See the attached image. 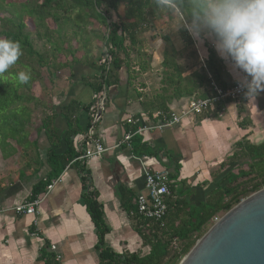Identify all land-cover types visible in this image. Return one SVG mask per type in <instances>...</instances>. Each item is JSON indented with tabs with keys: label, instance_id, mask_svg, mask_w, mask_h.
I'll use <instances>...</instances> for the list:
<instances>
[{
	"label": "crops",
	"instance_id": "1",
	"mask_svg": "<svg viewBox=\"0 0 264 264\" xmlns=\"http://www.w3.org/2000/svg\"><path fill=\"white\" fill-rule=\"evenodd\" d=\"M200 45L197 41L198 57L205 64L208 48ZM223 60L225 74L218 78L220 85L246 79L230 60ZM160 63L155 59L153 69L138 78H130L124 67L120 82L106 88L104 105L90 110L96 95L91 85L95 69L76 63L71 72L59 71L48 78L45 107L32 124L31 145L26 150L17 146L18 152L9 158L0 150V264H54L48 258L52 243L58 247L62 264H97L99 237L86 204L92 194L101 203L109 227L106 245L118 253L147 254L150 246L143 243L130 210L136 207L138 194L145 192L146 170H170L173 196L190 192L191 202L199 205L221 185L225 172L236 166L221 167L238 142L264 143V91L254 99L243 96L226 102L221 117L216 113L189 115L164 129L156 128V111L144 109L140 94L153 95L161 86ZM192 96L172 99L169 109L181 110ZM71 102L80 109L68 108ZM46 112L54 115L53 137L41 124ZM131 117L143 130L129 146L121 141L131 127L127 120ZM90 127L109 149L83 163L69 161L56 174L55 155L68 159L69 151L81 154L94 147L87 134ZM138 136L156 154L135 153L133 143ZM38 184L43 190L35 199L46 196L37 212H17L16 206L32 201Z\"/></svg>",
	"mask_w": 264,
	"mask_h": 264
},
{
	"label": "trees",
	"instance_id": "2",
	"mask_svg": "<svg viewBox=\"0 0 264 264\" xmlns=\"http://www.w3.org/2000/svg\"><path fill=\"white\" fill-rule=\"evenodd\" d=\"M171 21L168 13L157 8L153 0H25L20 6L0 0V38L18 41L23 50L16 65L0 75V150L3 157L15 155L17 146L26 150L31 145L32 124L37 112L45 107L43 95L48 94V91L42 93L45 79L53 78L58 71L71 72L76 63L87 64L96 70L91 82L96 92L95 101L89 110L97 107L106 88L120 82L124 67L130 78H138L153 69L156 55L161 59V86L150 96L139 93L144 109L169 110L168 104L174 98L208 96L211 77L218 81L225 74L224 60L210 39H206L208 56L204 58L205 64L192 71L177 59L183 50L174 46L169 34L162 36L166 44L160 49L155 50L145 43L144 33L156 23L164 25ZM29 27L35 28V36L41 45L35 43L32 32L27 30ZM182 33L184 40L196 47L197 41L191 34L184 28ZM20 71L30 73L27 83L19 82L17 74ZM37 86L42 91H37ZM67 107L75 111L80 109L75 102ZM41 122L53 137L54 115L46 112ZM236 148L221 167L236 166L225 172L221 185L205 202L193 204L190 192H177L175 197L167 200L168 210L163 222L140 216L136 207L130 208L136 216L137 231L143 243L150 246V251L144 255L128 250L118 253L106 245L109 227L101 203L93 194L87 197V209L99 237L97 264H179L217 213L230 210L264 187V143L254 145L245 140L238 142ZM133 149L138 155L156 154L139 136L134 139ZM70 153H67L68 159L66 155H55L56 174L79 155ZM42 190L38 184L32 200ZM121 196L126 208L125 197ZM174 241L176 246H173Z\"/></svg>",
	"mask_w": 264,
	"mask_h": 264
},
{
	"label": "clouds",
	"instance_id": "3",
	"mask_svg": "<svg viewBox=\"0 0 264 264\" xmlns=\"http://www.w3.org/2000/svg\"><path fill=\"white\" fill-rule=\"evenodd\" d=\"M172 18L173 30L186 29L202 43L210 39L221 58L230 60L246 79L241 83L254 99L264 91V0H153ZM23 55L18 41L0 38V75ZM17 78L27 83L30 73Z\"/></svg>",
	"mask_w": 264,
	"mask_h": 264
},
{
	"label": "built area",
	"instance_id": "4",
	"mask_svg": "<svg viewBox=\"0 0 264 264\" xmlns=\"http://www.w3.org/2000/svg\"><path fill=\"white\" fill-rule=\"evenodd\" d=\"M211 76V75H210ZM243 80H238L231 85L222 86L215 78L211 77V91L208 96L197 97L192 96L186 106L181 110H158L155 112V116L159 118V122L156 124V128L164 129L165 127L176 124L182 120L183 117L196 114L216 113L218 116L224 115V104L228 101L237 100L243 96H247L246 88L242 86ZM262 92V91H261ZM106 90L99 97L97 106H103L105 103ZM99 111H101L99 109ZM98 116L100 114L98 113ZM128 123L131 125L129 130L125 133L121 142L131 145L133 137L143 130L137 124V119L131 117L128 118ZM88 137L92 138L94 144L93 148H88L79 154L72 162H85L87 159L98 156L106 152L109 147L105 146L98 137H95L93 127H90L87 131ZM170 170H146L145 172V192L138 194L136 198V212L145 218L153 219L158 222H163L168 210L167 200L173 196L170 187ZM43 197L34 199L32 201L25 202L15 207L17 212L22 213H36L37 206L44 200ZM223 212L217 213L211 220V225L218 223ZM176 241L173 242V246H176ZM51 252L48 257L56 262L62 264V256L58 251V247L55 243L50 246Z\"/></svg>",
	"mask_w": 264,
	"mask_h": 264
},
{
	"label": "water",
	"instance_id": "5",
	"mask_svg": "<svg viewBox=\"0 0 264 264\" xmlns=\"http://www.w3.org/2000/svg\"><path fill=\"white\" fill-rule=\"evenodd\" d=\"M179 264H264V187L225 212Z\"/></svg>",
	"mask_w": 264,
	"mask_h": 264
},
{
	"label": "rangeland",
	"instance_id": "6",
	"mask_svg": "<svg viewBox=\"0 0 264 264\" xmlns=\"http://www.w3.org/2000/svg\"><path fill=\"white\" fill-rule=\"evenodd\" d=\"M7 1H10V2L15 3L16 5L20 6V4H22L25 0H7ZM6 14L9 15V13H6ZM171 23H172V21L167 23V24H164V25H159L156 23V26L154 28H152L151 30L144 33L143 36L145 37V40H146L145 43L148 46H152L155 50L160 49L161 47H163L166 44V41L162 40V36H164L165 34H169L173 43H174V46L178 49L183 50L182 55L178 56L177 59L181 63H183L188 68V70H190V71L201 68L203 63L201 61V58L198 57V48H196L195 46L189 44L187 41L184 40L182 28H180L178 30H173L170 27ZM27 30H30L32 32V37H33L35 43L38 46L41 45L35 36V28L29 27ZM202 44H204L206 46V39H204L203 42L201 43V45H200L201 47H203ZM61 57L64 58L63 55ZM155 59H160V57L158 55H156L154 60ZM45 74H46V76H48V74H49L47 69H45ZM59 74H60V72H59ZM45 81L47 83L48 78H46ZM40 89L41 88L39 86H37L36 90L38 91ZM41 91H42V89H41ZM46 91H48V88H47V86H44L42 93H45ZM225 212H227V211H223V214ZM211 226H212L211 223H209L204 227V230H203L204 233L200 236V238L210 229Z\"/></svg>",
	"mask_w": 264,
	"mask_h": 264
}]
</instances>
